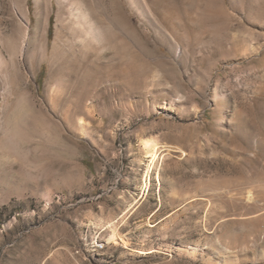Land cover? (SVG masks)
I'll list each match as a JSON object with an SVG mask.
<instances>
[{
  "label": "rangeland",
  "instance_id": "obj_1",
  "mask_svg": "<svg viewBox=\"0 0 264 264\" xmlns=\"http://www.w3.org/2000/svg\"><path fill=\"white\" fill-rule=\"evenodd\" d=\"M170 9L185 29L165 26ZM152 10L162 31L133 13V44L109 22L131 15L124 0L93 8L104 26L93 44L113 76L103 70L102 91L79 102L87 137L67 128L56 82L45 87L50 63L38 65L36 103L68 138L50 151L32 142L24 149L38 152L25 157L0 145V264H264V0H156ZM120 62L144 76L119 93ZM5 83L0 74V141L15 99Z\"/></svg>",
  "mask_w": 264,
  "mask_h": 264
},
{
  "label": "bare ground",
  "instance_id": "obj_2",
  "mask_svg": "<svg viewBox=\"0 0 264 264\" xmlns=\"http://www.w3.org/2000/svg\"><path fill=\"white\" fill-rule=\"evenodd\" d=\"M34 1L35 20L31 15L30 0H0V74L4 77V81L6 82L5 87L8 92L15 95L14 101L8 104L6 109L5 117L8 122V128H6L7 130L0 141L1 148L5 153L4 157L6 158L8 156H21L22 154L25 157L24 154L29 151L31 152V150L36 152V147L34 150L28 147V149H24V146H29L32 142L42 145L44 151H50L58 142L66 141L68 138L65 135L66 132L64 133L65 126L63 127L58 122L59 120L54 119L46 111L47 109H44L43 105L36 103L32 77L35 76L39 64L45 60H48L50 63L45 87L51 90L54 87L52 83L56 82V90L51 99L53 106L65 105L67 128L72 130L76 125H80L79 129H82L83 135L87 134V126H85L86 122L84 124V119L78 115L81 109L79 102L81 103V100L88 97L93 89L97 93L98 91H102L100 87V77L102 76L100 73L103 70H107V76L112 74L109 70L108 57L96 46L97 44H93L98 42L100 36H102L101 33L104 27L100 22L101 20L93 12V8L99 5V0H94L97 3H94L95 6H91L88 0H56L59 16L58 22L55 24L56 31L50 56L48 48L49 10L50 6H54V1L48 0L50 3H47V0ZM124 2L132 12H129L131 15H127L123 21L113 20L111 17L109 22L118 27L122 32L128 30L133 44H138L141 40L138 32L139 26L132 16L133 13L143 24L151 25L155 30L162 31L161 20L166 23H164L165 26L170 24L171 27L184 28L181 21L174 18L173 15L176 13L174 12L172 15L171 9V12L168 14L164 13L165 17L161 16L162 19L160 21V18L157 20L152 10L156 0H124ZM172 8H175V6ZM111 35L108 36L110 37ZM166 38L170 41L172 40L171 43L175 44V46L177 45L176 53L180 55L182 49L179 43L172 36L169 37V34L166 35ZM109 39L111 42L113 37ZM118 40H120L119 37ZM118 47L116 50H119ZM55 63L57 64L56 67H54ZM143 70L138 64L126 67L120 62L114 70L118 92L120 93L125 90L123 79L126 77H129L135 84H138L140 77L144 74ZM108 78L110 79L111 77H107V81H109ZM71 79L76 80L77 85L73 88L68 86L71 88L69 95L70 89L66 88L68 90L67 93L63 89H65L68 81H72ZM97 93L94 94L96 98L99 96ZM73 95H77L79 100H73L75 99ZM104 97L108 98L105 94ZM156 156L157 152H154V158Z\"/></svg>",
  "mask_w": 264,
  "mask_h": 264
}]
</instances>
